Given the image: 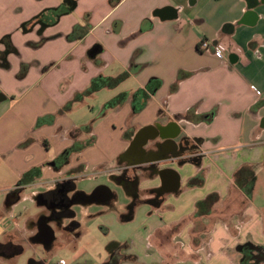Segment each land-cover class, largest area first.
<instances>
[{"label": "crops", "instance_id": "obj_1", "mask_svg": "<svg viewBox=\"0 0 264 264\" xmlns=\"http://www.w3.org/2000/svg\"><path fill=\"white\" fill-rule=\"evenodd\" d=\"M64 1L53 24L23 28ZM75 25L88 30L68 39ZM7 35L13 50L0 56V264H20L25 252L5 246L33 233L25 221L44 205L41 192L70 166L79 178L119 175L128 164L121 154L146 125L163 134L179 129L197 143L198 161L180 163L172 144L173 154L149 157L178 172V191L168 188L153 203L147 189L163 183V174L136 172L143 202L124 220L139 204L148 218L135 242H116L101 264L113 256L118 264H241L242 245L264 251V204L255 202L257 172L264 170V0H0V52ZM202 38L227 46L224 57L201 51ZM94 44L101 51L88 54ZM93 79L98 87L63 109ZM121 94L124 100L106 106ZM83 104L91 113L72 117ZM74 142L84 147L55 168L51 163ZM24 175L27 185L18 190ZM194 177L202 182L189 184ZM211 193L217 199L198 207ZM77 218L85 231L86 218ZM37 259L30 255L27 264Z\"/></svg>", "mask_w": 264, "mask_h": 264}, {"label": "flooded vegetation", "instance_id": "obj_2", "mask_svg": "<svg viewBox=\"0 0 264 264\" xmlns=\"http://www.w3.org/2000/svg\"><path fill=\"white\" fill-rule=\"evenodd\" d=\"M177 146L175 153L179 161H198L196 153L197 143L189 140L185 136L175 138ZM146 152L143 158H149L151 155H157L163 150H169L168 154H173L170 150L172 145L167 139L157 136L154 140L148 141L145 145ZM73 153L69 147L64 150L56 161L51 163L55 168H60L62 165H68L70 155ZM140 157L132 153H122L120 162L128 163L129 160ZM167 167H159V162L152 161L146 166H129L126 164L119 175L106 173L104 181L100 182L88 189H79L76 187L77 181L84 177H76L74 175L77 166H70L65 176L55 182L52 189H47L41 192L37 198L38 203H43L39 206L38 211L31 219H26V224L31 225L34 229L33 233L27 239H21L15 245H6L5 248L11 251V254L19 255L23 252H31L32 256L36 257L38 253L43 257L50 256L64 249H75L82 233L83 227L77 216L85 217L87 222L93 221L102 210L92 209L93 206H100L98 201L104 203L107 210L113 208L114 202L120 199V187L126 195V204L124 205L123 218H128L132 213L133 206L138 202H143L139 198L138 192H135L134 183L140 176H136V172L151 170L159 175L162 172L164 181L166 180L165 171ZM28 177L24 175L18 181V190H23L27 185ZM170 188L168 184L160 183L156 187L147 189L153 192V197L150 199L153 203H160L166 196L165 190ZM88 211V212H86ZM241 264H260L264 258V251L257 246L244 244L241 246ZM114 255V253H113ZM112 255V256H113ZM115 256L104 264H118L114 259ZM43 258H38L37 261L32 260V264H42Z\"/></svg>", "mask_w": 264, "mask_h": 264}, {"label": "rangeland", "instance_id": "obj_3", "mask_svg": "<svg viewBox=\"0 0 264 264\" xmlns=\"http://www.w3.org/2000/svg\"><path fill=\"white\" fill-rule=\"evenodd\" d=\"M88 104L93 106V114L96 115L99 112V107L91 101ZM90 113L91 109L87 107V104H83L76 108L72 113V117L79 118L83 115L88 116ZM71 134H75V132ZM103 181L104 176L87 173L83 179L79 180V183L82 189H88ZM255 189V202L264 204V170L262 169L260 172H257ZM117 191L120 193V199L114 202L111 210L103 209L101 206L92 207V209L97 208L102 210L101 214L93 221L87 222L85 231H83L75 249H64L49 257L53 260L62 259L65 264H101L109 252L117 251L119 247L118 245L116 246V242H119V246H122L129 238H133L135 242L137 235L141 233L137 231L140 230V227L148 218L147 206L142 204L137 205L134 218L126 221L123 218L124 211H122L126 204V195L121 187ZM32 254L31 252H25L20 255L19 263L27 264L28 258ZM35 256L37 258L42 257L39 253ZM50 258L46 261H49Z\"/></svg>", "mask_w": 264, "mask_h": 264}, {"label": "trees", "instance_id": "obj_4", "mask_svg": "<svg viewBox=\"0 0 264 264\" xmlns=\"http://www.w3.org/2000/svg\"><path fill=\"white\" fill-rule=\"evenodd\" d=\"M64 3H62L60 6L58 7H53V8H48V9H44L42 11H40L37 15L33 16L31 19H29L28 21H26L23 24V28H26L28 25H32L36 22L42 23L44 25H51L53 24L57 18L66 11V9L64 8ZM88 30V27L85 26H81V25H75L72 29V31L67 35L68 39H77V38H81ZM1 41L5 44V51L4 52H0V56H3L5 52H10L13 50V46L11 45L10 41H9V37L4 36L1 38ZM101 51V46L99 44H94L89 50H88V54H98ZM23 72V70H22ZM99 85V81L98 79H93L89 85L88 88H86L82 93H77L74 95V97L66 103V105L63 107V109H68L72 103L74 101L80 100V98L82 97L83 93H88L91 92L93 90H95ZM125 98V94H121L119 96H117L116 98H114L113 100H111L109 103L106 104V106H113L116 102H121V100H124ZM41 121V118L38 119ZM83 128H87L90 129V125L84 126ZM72 132H76V130H72L70 131V134ZM72 136H74V134H71ZM127 135V132L124 134ZM84 145L79 143V142H74L70 148L72 149L73 152H76L78 150H80L81 148H83ZM241 169L238 170L236 172V175H239L241 173ZM239 177V176H238ZM239 179V178H237ZM196 182H202V177H194L192 179H190L189 184H193ZM249 187H251V185H249ZM217 199V194L215 193H211L209 194L204 200L198 201L197 202V206L200 207V205H208L212 202H214Z\"/></svg>", "mask_w": 264, "mask_h": 264}, {"label": "water", "instance_id": "obj_5", "mask_svg": "<svg viewBox=\"0 0 264 264\" xmlns=\"http://www.w3.org/2000/svg\"><path fill=\"white\" fill-rule=\"evenodd\" d=\"M162 127L158 125H146L138 129L134 135L132 136V139L129 142V145L127 149L124 151V153H132L135 155H139L140 157H136L132 160L128 161L129 166H142L146 163L152 162L149 158H143L142 156L146 152L145 145L148 143V141L154 140L157 136H160L161 138L167 139L170 141V143L175 148L177 146V143L175 141V138L179 136L180 130H176L174 133H168L163 134ZM153 132V133H150ZM186 161H181L180 163H185ZM165 176H166V184L170 186L171 192H177L179 185H180V176L178 172L172 168H166L164 169ZM173 172V173H172ZM170 173V174H169ZM172 173V174H171ZM171 175V176H170ZM159 176L162 178V172H159ZM136 183V182H135ZM164 183V179H163ZM251 244V243H249ZM252 245V244H251ZM253 246V245H252Z\"/></svg>", "mask_w": 264, "mask_h": 264}, {"label": "built area", "instance_id": "obj_6", "mask_svg": "<svg viewBox=\"0 0 264 264\" xmlns=\"http://www.w3.org/2000/svg\"><path fill=\"white\" fill-rule=\"evenodd\" d=\"M198 46L201 51L212 52L213 55L219 58H223L228 49L221 41L209 40L205 38L200 40ZM250 87L252 90L256 89L254 85H251ZM42 264H65V262L62 259H58L55 261H44Z\"/></svg>", "mask_w": 264, "mask_h": 264}]
</instances>
